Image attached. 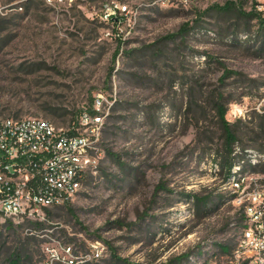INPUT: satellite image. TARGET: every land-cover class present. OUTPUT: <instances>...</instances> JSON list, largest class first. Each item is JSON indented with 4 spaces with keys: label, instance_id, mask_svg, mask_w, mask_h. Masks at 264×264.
<instances>
[{
    "label": "rangeland",
    "instance_id": "rangeland-1",
    "mask_svg": "<svg viewBox=\"0 0 264 264\" xmlns=\"http://www.w3.org/2000/svg\"><path fill=\"white\" fill-rule=\"evenodd\" d=\"M112 1L133 9L122 30L100 20ZM0 5V115L101 116L97 171L43 218L7 221L0 264H245V229L264 227V15L246 0Z\"/></svg>",
    "mask_w": 264,
    "mask_h": 264
},
{
    "label": "built area",
    "instance_id": "built-area-1",
    "mask_svg": "<svg viewBox=\"0 0 264 264\" xmlns=\"http://www.w3.org/2000/svg\"><path fill=\"white\" fill-rule=\"evenodd\" d=\"M52 6L77 0H44ZM191 5L197 0H168ZM264 15V0H246ZM2 7L0 5V12ZM132 7L118 1L103 4L100 20L122 30ZM102 101L97 99L96 105ZM101 116L83 111L78 123L57 125L36 116L0 115V231L9 220L41 219L50 207L73 200L97 171ZM245 264H264V227L245 229L236 250ZM240 259L235 264H240Z\"/></svg>",
    "mask_w": 264,
    "mask_h": 264
},
{
    "label": "trees",
    "instance_id": "trees-1",
    "mask_svg": "<svg viewBox=\"0 0 264 264\" xmlns=\"http://www.w3.org/2000/svg\"><path fill=\"white\" fill-rule=\"evenodd\" d=\"M232 3V1H229L228 4ZM223 8V7H221ZM255 10H252L250 12V14L258 16L260 15V13H257ZM259 14V15H258ZM261 23L264 26V17H262L261 19ZM189 24L185 23V25L182 27L181 30L186 31L188 29ZM216 107L218 110V116H219V121H220V126H221V130L224 134V140H225V145H226V157L224 158L223 162H222V168H226L228 167V169H230L232 167V162L230 160H228L227 158V154L230 155L231 152L233 151V145L237 140V134L233 128V124L227 120L226 118V113H227V104L223 101H216ZM158 187H161V189L166 188L163 183H160L158 185ZM197 200L200 201L201 198L197 197ZM48 210V209H47ZM37 224H40V222H38ZM220 249L223 252H230V247L229 245H223L222 247H220Z\"/></svg>",
    "mask_w": 264,
    "mask_h": 264
}]
</instances>
